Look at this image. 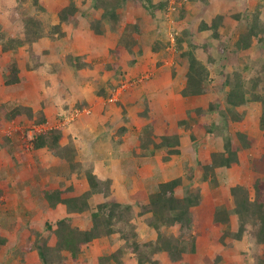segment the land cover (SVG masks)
Segmentation results:
<instances>
[{"label":"rangeland","instance_id":"1","mask_svg":"<svg viewBox=\"0 0 264 264\" xmlns=\"http://www.w3.org/2000/svg\"><path fill=\"white\" fill-rule=\"evenodd\" d=\"M43 1L46 7L45 12L37 10L33 0H0V32L7 36H17L23 39L26 38L24 31L27 19L35 18L36 21H39L45 33H47L52 25L59 24V16L56 10L61 6H68L72 1H75L80 11L84 12V14L77 16L79 21L77 26H74L73 23H64L62 25V30L65 29L63 32L66 34L63 39L52 40L50 37H44L33 42V44H26L13 57L10 52H3L0 47V117L4 111L6 112L8 107H11L10 105L21 103L35 110L42 109L48 121L45 125L36 126L27 119L19 118L0 126V230L2 235L8 238L7 245L0 247V264H41L36 251H24L18 255L16 249L26 246L29 238H34L33 234L35 232H44L47 223H55L62 218L70 216L66 207L62 205L51 211L47 210V208L45 209L41 203L42 191H65L67 188L72 187L73 191L67 193V196L70 197L80 195L88 190L85 176L76 177L75 180L60 177L58 175L59 162L52 156L51 152L46 149L35 150L32 147L33 138L36 134L41 133L39 131L41 128L42 130L44 129V132L61 127L64 130V137H67L64 143H71L70 145L80 152V160L86 167L93 166L91 154L83 149L85 143L82 137L90 136L86 131L81 130L79 132V129L75 128L76 122L82 124V121L93 120L95 119L94 116H96L92 108L95 103L93 101L90 103L81 102L83 99L82 94L91 98L92 96H98L99 92L104 89L105 94L109 96L108 99H112L109 103L116 108H120L122 115L119 113L116 122L109 126L112 129L115 128L113 130L119 131L120 128L124 127L121 125H125V122L127 123V119L130 117L129 113L132 110L130 109L132 105L123 104L122 98L124 94L130 93L133 98H136V96H139L138 94L141 96V94H146L147 92L152 93L148 83L153 82L157 78L163 79L162 82L167 87L173 86L172 88L178 91L182 88L181 82L175 81L179 74V69H181L177 64L175 65V57L178 54L176 37L184 32L187 33L183 49H187L192 42L197 43L196 45L204 44L207 39L213 48L216 49L215 41L210 39V32H200L197 35L198 27L203 20L211 21L219 15L223 16L225 21L220 32L227 38L238 35V30L241 31L244 23L237 21L235 16H253L255 13H259V19L264 23V0H152L155 5L166 3L164 14L151 8L137 6L138 0H128L127 6L120 10L123 16L119 31H122L125 23L135 22L145 32L159 31V42L165 45L169 43V49L167 48L158 53V57L152 55L147 48L148 54L135 49L136 63H133V55L129 53L123 54L119 63L117 58L112 56V51L118 46V35H112L109 23L102 25L104 35H99L102 37L98 38L101 43L98 47L94 46L98 48V51L82 53L76 48V45L81 46V43L74 36L75 29L79 27L81 18L85 17L86 19V17L91 15V21L88 19L91 28V22L96 17L90 12L92 0ZM181 9L186 10L185 20L177 18ZM156 16L159 21L156 20ZM92 32L96 35L94 30ZM107 34L109 37H106ZM144 39L145 44H152L156 40V36L151 33L145 36ZM106 45L110 46L109 51L103 48ZM253 45L251 54L248 57L250 60H240L242 66L247 63H252V66H258L260 61L264 60V47L257 40H254ZM200 51L201 48L198 52ZM80 52L82 54H79ZM70 55L84 59L92 67L81 72L78 77L73 76V74L71 76L70 71L67 70V59ZM212 55H214L213 60L216 63L210 75L211 81L207 86L210 94L204 98L195 99V102H191V106L196 108H192L190 105L187 106V104L183 107L187 111L188 119H191L189 126L186 128L179 127L178 114L176 115L177 117L169 119L168 123L165 120L164 122L161 121L159 126V128L164 129V131L167 130V132H170L171 127L177 126L179 129L178 135L180 136L178 148L180 154L171 155L169 151L159 150V162L161 163H159V172H155L157 168L153 165L152 171L154 175L152 177H144L147 179L136 181L137 186L136 183L130 182V188H126V192H122L118 197L115 194L117 190L115 191L114 188H111L114 193L113 197L119 201L123 199L121 200L122 202L130 201L133 203L131 197L137 192L153 193L158 189L159 183L178 177L184 179V187L188 186L189 190L197 191L201 177L195 173L199 180L194 185L190 184L188 180L190 176L189 168L196 166L201 152L208 155L210 152L223 150L222 132L216 130L210 136L207 131L213 126L223 128L225 124L219 112L205 114V112L199 113L196 110L198 108L207 110L209 102L213 100L222 103V108L229 109L224 102L226 90L228 91L229 88L225 89L217 84L226 75L232 74V69L222 67L216 52L212 53ZM199 57L205 63L208 61L206 52H201ZM14 60L18 62L22 76L25 78L23 87L17 91L9 90L5 86L3 78L4 72H8L7 67ZM110 64H119L116 69L117 77L112 76L110 70L105 71L104 66ZM173 72H175L174 75ZM182 72H185V70H182ZM162 73L171 74L173 81H168L169 75H162ZM250 74L247 73L246 77H249ZM175 95L177 97L170 95L171 104H177L178 106L181 101V92L175 93ZM159 96L163 100L166 94L161 93ZM161 100H159L160 111L163 106L160 102ZM142 102L143 100L139 104ZM82 103L87 106L83 107ZM78 105H80V108ZM150 105H152L151 108L153 109L154 104L150 103ZM81 108L83 109L80 110ZM143 109L146 111L144 107ZM172 110L175 114L177 113L175 107ZM238 111L244 113L245 116L242 124H231L230 132L233 134L232 138H235V132L243 125L244 131L250 139L254 140L255 145L252 151H241V164L226 173V180L218 188H214L206 182L200 184L203 205L200 212L196 214V223L199 224V230L196 232L199 252L198 254L185 257V261L188 264H207L208 260H213L218 255L223 256V264H256L251 252V242L247 236L241 243L232 242L235 244H233L232 248H226L223 244H216L214 237L218 235L219 229L214 227L210 217L206 216L212 215L214 201H219L229 195V185L239 179L247 183L252 182L251 161L255 154L264 153V134L260 128L261 105L249 103L239 108ZM191 115L192 117L189 118ZM62 118L63 120H61ZM203 123L206 124L205 130L198 128V125ZM132 125L133 123L129 124L131 128L133 127ZM109 132L107 134L104 131L101 134L104 140L107 139L109 142L119 141V137L123 136V134H118V137L110 130ZM117 137L119 139H116ZM79 140H81V143H79ZM94 168L96 172V167L94 166ZM98 174L101 178L108 179L102 172H98ZM109 180L112 181L113 187V180ZM252 193H254L253 189ZM183 194L184 189L182 187L178 190L177 195L182 196ZM103 197L101 195L100 198H95L93 205L96 206V204L103 202ZM88 214L72 215L73 226L88 229L91 226ZM234 221L233 225L235 227L236 219ZM134 223L137 227L136 231L140 241L157 239V234L152 227L148 226L145 220H137L136 218ZM48 235L49 233L45 234V236ZM230 241L232 240H228V242ZM54 242L55 238L51 237V243ZM124 246V240L118 235L96 240L89 247L84 248L79 258L83 264H94L101 256L116 252ZM122 259L125 264H137L138 262L137 258L131 253L124 254ZM159 259L164 264H170L166 253L159 255ZM66 263L72 264L71 261Z\"/></svg>","mask_w":264,"mask_h":264},{"label":"trees","instance_id":"2","mask_svg":"<svg viewBox=\"0 0 264 264\" xmlns=\"http://www.w3.org/2000/svg\"><path fill=\"white\" fill-rule=\"evenodd\" d=\"M127 1L92 0L91 13L97 18L95 17L93 23L91 22V28L96 34L104 35L102 25L109 23L112 35H118V46L112 51V56H115L120 63L123 54L129 53L133 55V63H136L135 49L146 43L144 38L148 34L135 22L125 23L122 31H119L123 16L120 10L127 6ZM33 4L37 10L45 12L46 7L43 0H33ZM136 5L154 9L162 14L165 13L166 3L164 2L155 5L152 0H138ZM56 13L59 16V24L52 25L47 33L35 18L25 21V39L7 36L0 32L2 51L10 52L13 57L26 44H33L44 37H50L52 40L63 39L66 34L62 30V25L73 23L74 26H77L79 24L77 16L84 14L75 1H72L68 6H61L56 10ZM185 17L186 10L181 9L177 18L185 20ZM235 19L244 23L241 31L238 30V35L230 38L224 37L220 32L225 21L221 15L211 21L203 20L199 25L197 35L200 32H210V39L215 41L216 49L208 39L204 44L196 45L197 43L192 42L187 49H183L187 33L184 32L176 37L178 54L175 57V65L177 64L185 70L183 77L185 87L181 91L184 98H204L210 94L207 86L211 81L210 75L216 63L212 53L216 52L222 67L232 69V74L226 75L217 84L225 89L229 88L228 91L226 90L224 101L229 109L222 108V103L213 100L209 102L207 110L204 108L196 110V112H205V114L219 112L225 125L223 128L213 126L208 129L207 132L210 136L216 130L222 132L223 150L210 152L208 155L201 152L196 166L189 168L188 180L192 185L199 180L195 176L196 173L201 177L200 184L206 182L214 188H218L226 180V173L241 164V151L253 150L255 142L244 131L243 125L235 132V138H232L231 124H242L245 116L244 113L238 111L239 108L249 103L261 105L260 128L264 134V60H261L258 66H252V63L243 66L240 64L242 59L250 60L248 57L253 49L254 40L264 47V23L260 21L259 13L243 17L238 15L235 16ZM156 20L159 21L157 16ZM168 46L169 43L165 45L159 40H155L151 49L154 53H160L169 49ZM200 48L201 51L198 52ZM201 52H206L208 56L206 63L199 57ZM117 65L104 66L105 71L110 70L112 76L117 77ZM67 66L75 72L77 77L81 72L92 67L84 59L72 55L67 59ZM7 68L8 72L3 74L5 86L11 91L21 89L25 78L22 76L18 62L14 60ZM245 73L251 74L246 77ZM98 96L109 98L104 89L99 92ZM82 104L83 107L87 106ZM10 106L6 112L2 113L0 126L19 118L27 119L36 126L48 123L42 109L35 110L21 103ZM78 107L80 108V105ZM190 122L191 119L187 118L179 121L178 125L186 128ZM205 125V123L200 124L198 128L205 130ZM63 138L64 130L61 127L49 129L34 136L32 147L35 150L46 149L51 152L59 162L58 175L60 177L71 180L73 177L85 176L88 190L80 195L70 197L67 196V193L73 191L72 187L65 191H42L41 203L45 209L53 210L62 205L66 207L70 216L55 223H47L44 232H35L34 238L30 237L26 246L16 249L18 255L24 251H36L41 264H67V261H71L72 264H83L79 257L85 247H89L96 240L116 235L124 240L125 246L109 255L101 256L94 264H125L122 258L127 253H131L137 258V264H164L159 259V255L163 253L169 257L170 264H188L185 257L198 254L196 232L199 230V224L196 223V214L200 212L203 205L200 184L197 191L194 192L189 190L188 186L184 187V179L178 177L159 183L158 189L153 193L137 192L131 197L133 203L119 201L113 197L112 181L97 175L94 165L86 167L80 160V152L70 145L71 143L65 146L61 144ZM138 138L140 147L133 152L137 158L153 157L157 150L169 151L171 155L180 154L178 149L180 136L176 131L170 133L166 130L157 136L154 123H150L142 129ZM8 141L10 142V140ZM251 171L253 173L252 182L247 183L239 179L229 185V195L219 201H214L212 215L206 216L210 217L212 225L219 229L218 235L214 237L216 244L232 248L234 244L232 242L241 243L247 236L251 242V252L255 263L264 264V153L255 154L251 161ZM182 187L184 194L178 196L177 192ZM252 189L254 193H252ZM101 195L104 196V201L94 206L95 198L101 197ZM84 214H88L91 226L88 229L74 227L71 216ZM136 218L145 220L148 226L152 227L157 234L156 240H139L137 227L134 223ZM234 219H236L235 227ZM48 233L49 235L45 236ZM187 233L189 234L187 235ZM51 237L55 238L54 243H51ZM228 240L232 241L228 242ZM7 243L8 238L3 236L0 230V247ZM207 262V264H223V256L218 255Z\"/></svg>","mask_w":264,"mask_h":264},{"label":"crops","instance_id":"3","mask_svg":"<svg viewBox=\"0 0 264 264\" xmlns=\"http://www.w3.org/2000/svg\"><path fill=\"white\" fill-rule=\"evenodd\" d=\"M90 18L91 15H89V17H86V19L85 17H82L80 20L79 27L75 29V35H74L75 39L81 43V46L76 45V48L80 50L82 53L84 52L93 53L94 51H98V48L95 47H98L99 44L101 43L98 40V38L102 36H99L97 34L95 35L89 26L90 25L89 22L91 21ZM146 33L147 34L154 33V35L156 36V40H159V31L157 32L156 30H154L152 32H146ZM106 37H109L108 34ZM152 44L151 43L142 44L141 47H138L136 49L139 50V52L141 50L144 53L146 52L147 54L148 51H150L152 55L158 57L159 54L158 53L155 54L151 49ZM103 48L104 49L106 48V51L110 50L109 49L110 46L108 45L103 46ZM146 48L148 51L146 50ZM81 52L79 54H82ZM67 70L70 71L71 76L72 74L73 76L75 75V72H73L68 66H67ZM182 70L184 69L183 68L179 69V74L175 79L176 82H181L182 88L179 91L172 88L173 87L172 85H171L172 87L165 86L164 85L165 83L162 82L163 79L161 80L157 78L156 80H153V82L151 81L148 83L149 87L152 90V93L147 92L146 94L145 93L141 94V96L140 94H138L139 96H136V98H133L130 93L124 94L122 98L123 104L132 105L130 108L132 110L129 113L130 117L127 116L128 117L127 123L125 122V125H121L122 127L124 126L125 128L124 127L120 128L119 131L113 130L115 128L112 129L109 127L110 125L112 126L114 122H116L119 113L121 112L120 108H116L114 107L113 104L109 103L112 101V99L107 100L103 97H98V96H92L91 98H88L87 96L85 97V95L82 94L83 99L81 100V102L90 103L93 101L95 103L94 107L92 106V108L94 109V115L96 116H94L95 119L93 120L89 121L88 119L84 122L82 121V124H78V122H76L77 125L74 124L75 128L79 129V132L81 130L86 131L90 136V137H84V136L82 137V139L84 140L83 142L85 143V147L83 149L87 150L91 154L94 166L96 167L97 170L95 173L99 175L98 172H102L105 175V177L113 180L112 188H114L115 191L117 190L115 193L117 197L118 195L120 196L122 192H126L125 191L126 188L128 189L130 188L131 186L130 182L136 183V181L138 180L144 181L145 179L152 177L154 175L152 171L153 165H155V167L157 168L155 172L156 171L159 172V163H160L159 162L160 158L158 153L159 150H157L155 155L150 158H137L133 155L134 150L137 151L138 148L140 147V141L138 140L139 139L138 137L142 129L145 128L150 123L152 124L154 123L156 127V135L159 136V134L163 133V129L159 128L162 120H165L168 123L170 121L169 119H171L172 117H177L176 116L177 114H178L177 119L179 121L186 120L188 118V115L185 108L183 109L184 105L187 104V106L189 105L191 106L192 105L191 102H195V99H198V98H184L182 95H180L181 101L180 103H178V106L177 104L175 105L171 104L172 99H170L171 98L170 95L176 96L175 93H180L185 87V82L182 79V76L184 77L185 72H182ZM162 75H169L168 81L170 82L173 81V79L171 78V74L162 73ZM162 87L163 89L161 90ZM161 93L166 94V97L163 100H161L160 99L161 96H159L161 95ZM141 100H143V102L139 104ZM159 100H161L160 102L163 105L161 111L159 110ZM150 103L154 104L153 109L151 108L152 105H150ZM143 105H147V106H143ZM143 107L145 108L146 111H144ZM174 107L177 110L176 114L172 110L174 109ZM191 107L189 108L190 109L196 108L194 106L192 108ZM148 108H149V112H148ZM87 121H89L90 123ZM79 123H81V121H79ZM131 123H133L132 128L129 126V124ZM85 124L86 126H84ZM109 130L112 133H114V135L118 136V134H123V136L122 137L118 136L120 138L119 141L109 142V140L107 139L104 140V138L102 137L103 135L101 134H103L104 131L108 134L110 133ZM174 131L176 132L179 131L177 126L170 128V132H174ZM118 137L116 139H119ZM62 140L63 141H61V144L63 146L68 144L67 141H66L67 143H64V140H67V137L66 138L64 137ZM80 141L81 140H79V143H81ZM72 179L75 180L76 177H73ZM172 179L174 178L167 180H172ZM47 210L51 211L52 209H47Z\"/></svg>","mask_w":264,"mask_h":264},{"label":"built area","instance_id":"4","mask_svg":"<svg viewBox=\"0 0 264 264\" xmlns=\"http://www.w3.org/2000/svg\"><path fill=\"white\" fill-rule=\"evenodd\" d=\"M43 130H44V129H43ZM43 130H42V128H41L39 131L43 132Z\"/></svg>","mask_w":264,"mask_h":264}]
</instances>
